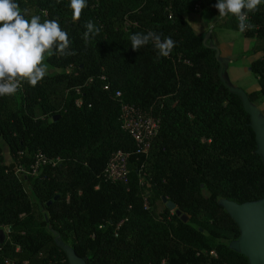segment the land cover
<instances>
[{"label": "trees", "instance_id": "obj_1", "mask_svg": "<svg viewBox=\"0 0 264 264\" xmlns=\"http://www.w3.org/2000/svg\"><path fill=\"white\" fill-rule=\"evenodd\" d=\"M16 3L26 18L58 21L72 54H45L50 68L35 87L22 82V93L0 96V264H68L64 247L85 264H248L229 248L240 233L219 202L263 199L264 164L250 116L225 86L214 29L252 41L241 58L262 54L248 66L259 90L246 96L264 100V0L244 32L235 16H218L217 0H86L78 21L70 0ZM196 5L211 19L206 41L191 25ZM89 21L100 31L85 39ZM149 31L175 42L169 56L152 41L133 51L130 36ZM115 92L159 120L147 157L119 128ZM117 151L129 153L128 177L110 183L102 172ZM37 152L60 162L15 175Z\"/></svg>", "mask_w": 264, "mask_h": 264}, {"label": "clouds", "instance_id": "obj_2", "mask_svg": "<svg viewBox=\"0 0 264 264\" xmlns=\"http://www.w3.org/2000/svg\"><path fill=\"white\" fill-rule=\"evenodd\" d=\"M260 4L261 0H217L214 7L220 18L235 16L239 21V31L244 32L248 28L245 23L247 13L257 11ZM86 6V0H70L74 21L80 19ZM85 27V39L89 34L95 35L100 31L91 21ZM130 41L133 51L152 41L158 57L169 56L175 47L171 38L161 39L152 31L133 34ZM69 46L68 34L58 21L41 23L38 16L26 18L16 0H0V96L15 94L22 87V82L35 87L46 75V68L41 66L45 54L71 55Z\"/></svg>", "mask_w": 264, "mask_h": 264}, {"label": "built area", "instance_id": "obj_3", "mask_svg": "<svg viewBox=\"0 0 264 264\" xmlns=\"http://www.w3.org/2000/svg\"><path fill=\"white\" fill-rule=\"evenodd\" d=\"M195 11L197 13H200L199 5L195 6ZM129 25L130 23L128 21H125L124 27H128ZM101 79H105V77H102ZM103 90L109 92V85H104ZM17 92L22 93L23 88L21 87ZM113 98L119 104L118 122L120 130L133 141L135 146V154L147 157L151 149L152 141L159 131V120L155 118L150 112L142 111L140 108L126 103L123 100L120 92H115ZM79 104L80 103L77 101L76 105L78 106ZM19 157L21 156L19 155ZM128 159L129 153H125L122 151L113 153L102 172L103 179L109 181L110 183L126 182L129 172L127 168ZM59 162V157L48 158L41 152H37L34 154L33 160L29 164V166H27V168L15 166L14 174H23L33 177L40 173L46 167H55ZM143 166L144 165H141L139 170V176H142L141 178H139V186L143 189L141 197L143 199L144 209L148 210V193L144 188L143 181V177L146 176V173L143 171ZM170 213L173 214L174 212ZM118 227L119 225L116 227V229H118ZM4 230L6 236L9 230L8 228H4ZM211 255H213V253H211Z\"/></svg>", "mask_w": 264, "mask_h": 264}, {"label": "water", "instance_id": "obj_4", "mask_svg": "<svg viewBox=\"0 0 264 264\" xmlns=\"http://www.w3.org/2000/svg\"><path fill=\"white\" fill-rule=\"evenodd\" d=\"M208 36L209 34L205 36L204 41L207 40ZM222 74L223 67L220 66L219 77L225 83ZM225 86L240 97L244 111L250 116V127L254 132L257 145L256 153L261 157L264 164V118L261 116L260 110L250 103L244 91L231 87L226 83ZM162 203L167 210L174 212L183 223L187 222L186 216L182 215L173 203L166 199H163ZM219 205L223 207L237 225L240 233L239 239L231 242L229 248L245 256L248 264H264V198L242 205L221 200ZM63 250L68 264H85L74 254L71 248L64 247Z\"/></svg>", "mask_w": 264, "mask_h": 264}, {"label": "rangeland", "instance_id": "obj_5", "mask_svg": "<svg viewBox=\"0 0 264 264\" xmlns=\"http://www.w3.org/2000/svg\"><path fill=\"white\" fill-rule=\"evenodd\" d=\"M223 31H226V33L222 32L220 34V37L222 38V41H223V37L226 36V39L224 40L223 43H227L228 48L230 47V49L233 50V52H234V58H233V60L231 62L227 58L221 57L220 54H219L220 58L224 62V69H225L224 74L226 76V79H227L228 83L232 87L240 89L242 91H246L245 88L247 86H250V85H253V87L258 88V84H257V81H256L255 77L252 74H246V72L249 71L248 69H245V71L243 69L239 71L240 77H241V80H239V82L233 84L229 80V77L227 75L228 65L230 64L233 67H235V65L239 66V65H242V61H243V64H246L245 60H247V59L246 58L245 59L241 58V56H242V54L246 53V51H249L251 49V47H252V43L251 42L252 41L248 40V39H245L242 36V34L239 33V32H231V31H228V30H223ZM238 59H243V60H238ZM41 66L46 68V73H47L50 67L47 64V62L45 60V57H44V60H43ZM240 67H246V66H240ZM240 67H236V68H240ZM257 107L260 110L261 116L264 118V100L263 99H261V101L257 102ZM3 156H4L5 161L9 162V154H8V151L6 149H4V151H3ZM157 204L159 205V207L161 209L163 208V206H161V204H159V203H157ZM1 234L3 236H5L4 228L1 230Z\"/></svg>", "mask_w": 264, "mask_h": 264}, {"label": "crops", "instance_id": "obj_6", "mask_svg": "<svg viewBox=\"0 0 264 264\" xmlns=\"http://www.w3.org/2000/svg\"><path fill=\"white\" fill-rule=\"evenodd\" d=\"M210 22H211V19L203 13H199L196 16H194V18L191 19V25L193 28H195V30H200L201 28H203L202 31L208 32V34L211 32ZM223 30H228V29H223V28L214 29L215 40L217 42V48H218L220 56L223 58H227L231 62L234 58V52L233 50L230 49V47L228 48L227 43H223L224 40L226 39V36H224L223 41H222V38L220 37V34L222 32L226 33V31H223ZM228 31H231V30H228ZM231 32H234V31H231ZM261 57H262V54H256L253 57L247 58V60H245L247 65L243 64V61H242V65H239V66L235 65V67L229 64L228 70H227L228 71L227 75L229 77V80L233 84L239 82V80H241L239 71L242 69L245 71V69H248V66L251 61L261 58ZM238 60H243V59H238ZM240 66H246V67H240ZM236 67H240V68H236ZM246 74H251V73L247 71ZM245 89L246 91L244 92L248 94L257 92L259 90V88H255L253 87V85L247 86ZM254 105L257 107V103H255Z\"/></svg>", "mask_w": 264, "mask_h": 264}]
</instances>
